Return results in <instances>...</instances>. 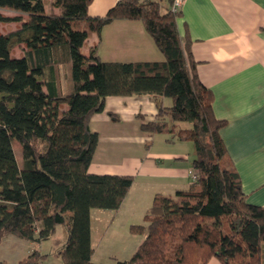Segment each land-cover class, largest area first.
I'll use <instances>...</instances> for the list:
<instances>
[{"label": "trees", "instance_id": "trees-1", "mask_svg": "<svg viewBox=\"0 0 264 264\" xmlns=\"http://www.w3.org/2000/svg\"><path fill=\"white\" fill-rule=\"evenodd\" d=\"M120 0L106 15L92 17L93 0H0V24L21 23L0 34V243L8 235L41 243L58 226L67 230L64 264H264V207L248 203L242 181L213 111V94L199 79L192 41L178 28L174 0ZM57 10V11H55ZM116 21H140L164 55L161 62H104L87 38ZM23 46V55L13 48ZM70 68V86L60 93L59 69ZM170 98L151 135L169 134L195 148L188 190L155 196L144 224L130 232L143 240L129 260L93 261L91 211H117L134 177L89 172L99 136L90 129L110 96ZM143 119L144 116H138ZM188 123L190 129H179ZM14 142L22 149L21 165ZM34 252L17 264H46ZM0 264H8L0 261Z\"/></svg>", "mask_w": 264, "mask_h": 264}, {"label": "crops", "instance_id": "crops-1", "mask_svg": "<svg viewBox=\"0 0 264 264\" xmlns=\"http://www.w3.org/2000/svg\"><path fill=\"white\" fill-rule=\"evenodd\" d=\"M119 1L93 0L88 13L102 17ZM181 12L177 21L179 31L192 41L199 79L213 94L215 117L226 122L220 135L241 178L242 191L248 203L264 207V0H186ZM5 33L8 32L0 34ZM92 50L104 62L164 60L140 21H116L104 27L100 34H91L82 52L89 56ZM23 52L22 45L13 48L16 57H21ZM69 72L68 65L59 69L62 94L70 86ZM171 106L172 100L164 97L110 96L106 98L104 110L90 120V129L98 134L99 141L89 172L134 177L119 210H96L101 212L96 213V227L91 211L94 262L101 255L99 244L107 238L110 229H122V242L115 239L120 236L118 232L109 239L122 244L123 249L106 255H113L111 259L129 260L143 240L130 229L144 224L155 196H172L193 184L189 175L193 163L185 152L192 142L142 130L143 124L155 120L161 108ZM191 127L188 123L178 124L179 129ZM106 217L111 218L110 222L105 221ZM55 234L41 243L8 235L0 243V261L17 264L39 252L48 255L46 264H64L61 251L66 242L59 240L56 244ZM98 240L101 242L96 246ZM209 264L221 262L213 258Z\"/></svg>", "mask_w": 264, "mask_h": 264}, {"label": "rangeland", "instance_id": "rangeland-1", "mask_svg": "<svg viewBox=\"0 0 264 264\" xmlns=\"http://www.w3.org/2000/svg\"><path fill=\"white\" fill-rule=\"evenodd\" d=\"M49 2H50V0H46V3L48 4V9H49V5H50ZM168 7H169L168 1L167 0H163L162 1V12H165L166 10H168ZM0 13L1 14H4V15H7L9 17H16V16H20V15L22 17H26L24 14L15 12V11H13L11 9H0ZM18 24H20V23L13 22V23H9V24H0V33L2 31L3 32H9L10 30L15 29L18 26ZM16 51H18V50H16ZM13 146H14V150H15V154H16L17 161L21 165V162H22V149H21V146L17 142H14V145ZM185 147H188V146H185ZM185 152H186V154H187V156L189 158L188 160L191 161V163H193V158L195 157V148H194L193 143H190L189 144V148L185 149ZM189 175H190V173H189ZM96 210L97 209H94L93 210V213H94L93 215L94 216L92 218L94 220L93 221L94 222V227H96V225L98 224V222H97V217L98 216H96V213H101L100 211L97 212ZM107 220H108V222H110L111 218L110 217H106L105 221L107 222ZM115 232H118L119 235H120L119 237H117L115 239H119L118 241L122 242V240H124L123 239V236H122V229H117V230L116 229H112V230L110 229L108 231L107 238L105 240H103V242H101L100 240L95 241L96 246H98V244L101 242L99 244V247H98V251L100 252L99 254H101V255L100 256L97 255L96 263H112V259L110 258V256H113V255H109L108 256L106 254H108V252L120 253L122 251V249H123L122 244H116V242H112V240L109 239L110 235L111 234L113 235ZM66 237H67V230H66V228L63 227V226H58L57 227V230H56V234L54 236L55 243L58 244V241L59 240H61V241L64 240L63 242H66ZM119 256H121V255H119Z\"/></svg>", "mask_w": 264, "mask_h": 264}, {"label": "built area", "instance_id": "built-area-1", "mask_svg": "<svg viewBox=\"0 0 264 264\" xmlns=\"http://www.w3.org/2000/svg\"><path fill=\"white\" fill-rule=\"evenodd\" d=\"M186 0H174L173 2V11H179L182 9L183 4L185 3ZM190 176L192 181H196L197 180V174L193 171H190Z\"/></svg>", "mask_w": 264, "mask_h": 264}]
</instances>
